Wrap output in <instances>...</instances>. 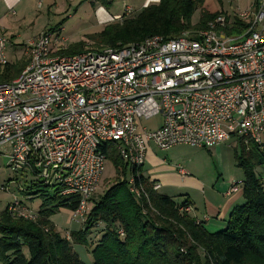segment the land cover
Returning <instances> with one entry per match:
<instances>
[{
	"label": "built area",
	"instance_id": "2783aa9c",
	"mask_svg": "<svg viewBox=\"0 0 264 264\" xmlns=\"http://www.w3.org/2000/svg\"><path fill=\"white\" fill-rule=\"evenodd\" d=\"M235 16L245 24L239 33L227 34L234 24L219 15L191 34L73 55L57 54L52 33L30 40L26 67L0 82V155L14 176L0 190L15 183L23 193L11 195L8 212L36 221V210L23 203L32 199L26 186L39 182L61 196H78L69 213L82 223L108 161L106 144L135 167L144 164L150 143L162 150L211 148L237 136L264 144V0ZM8 44L1 36L0 64L7 62ZM155 116L157 128H146L143 119ZM177 172L189 175L181 165ZM239 184L232 182L226 195ZM129 189L136 197L143 193L132 178Z\"/></svg>",
	"mask_w": 264,
	"mask_h": 264
},
{
	"label": "trees",
	"instance_id": "16d2710c",
	"mask_svg": "<svg viewBox=\"0 0 264 264\" xmlns=\"http://www.w3.org/2000/svg\"><path fill=\"white\" fill-rule=\"evenodd\" d=\"M206 1L159 0L133 17L106 24L87 38L100 45L99 49L151 36L170 39L185 30L203 29L222 13L206 9ZM196 11L198 20L193 24ZM231 23L233 27L225 29L227 34L245 28L236 16ZM85 46L83 41L69 44L57 54L87 51ZM27 64H0V82L15 78ZM237 142L234 158L243 172V202L230 210L223 228L207 231L203 222L191 215L192 210H182L190 206L188 200L178 202L157 192L141 166H127L114 146L106 144L103 151L108 161L123 176L91 202L82 227L69 233L71 240L60 234L50 217L61 209H77L78 196H61L58 191L49 196V187L43 183L29 184L25 194L42 198L36 210L38 219L11 215L6 208L0 212V264H86L74 245L90 248L92 264H264V144L245 143L243 137H237ZM131 178L143 189L140 197L129 189ZM100 228L103 232L98 231L91 242L90 231Z\"/></svg>",
	"mask_w": 264,
	"mask_h": 264
},
{
	"label": "rangeland",
	"instance_id": "374dc122",
	"mask_svg": "<svg viewBox=\"0 0 264 264\" xmlns=\"http://www.w3.org/2000/svg\"><path fill=\"white\" fill-rule=\"evenodd\" d=\"M96 1H100L106 6L108 5V8L111 12L119 11L120 14L125 10V5L128 3L126 0H113L110 4H107L109 0H93V2L89 1L88 7L85 9L82 6H79V4L71 6L67 5L66 7L61 9H53L52 4L48 6L47 3L44 2V0H40L41 3L39 2L38 5H36V2L33 3L32 12H34V14L36 15L38 14V18L32 24L27 23L23 27L14 28V35H16V41L14 42L22 43L11 45L6 48V61L9 63H14L15 65L25 63L27 64L29 61V47L27 45V42L25 41L41 32L52 33V36L54 38L58 37L55 41L54 47H57L59 49L66 47L61 45L63 42V38L66 39L65 43L74 44L83 41L86 44L85 49L96 50L100 45L88 39L87 36L96 32L97 28L81 26V23L78 22L79 17L88 18L89 15L92 14V8L90 10L89 6L95 5L94 2ZM211 1L213 3H211L210 5L216 6L215 2H217V0ZM222 2L224 5H228V0H222ZM77 11L79 14H75V12ZM68 14H70V16H68ZM219 15L225 16L223 12ZM8 17L15 18L14 15H10L9 13ZM18 17L19 16H16V18ZM120 19L121 18L119 17V19L117 20L120 21ZM197 20L198 11H196L191 18L193 24H195ZM61 27L64 28L60 30ZM197 30H200V28L191 29L189 31L191 34L192 32H196ZM1 32L2 30L0 29V36ZM60 39L62 42L60 41ZM160 120V116H155L150 119H143L142 123L148 129H156L158 124L160 123ZM150 145L153 148L155 156L153 157V162L145 161L144 167L146 170H156L157 168L163 166V168L171 172L170 167L176 168L175 166L181 165L188 173L194 176V179H199V191L193 188H190L189 191L187 190L188 194L190 192L189 197L193 199V201L197 205L198 213H202L205 210L204 205L209 198L210 200L217 199L220 202H223V199L220 196V189L218 188V184L226 183L228 185L231 182L243 181V178L240 180H233L239 175L243 177V172L236 165V161L234 158V149H238L237 136H232L225 142L219 143L211 148L195 147L182 144L174 146L168 150H162L156 147L153 143H150ZM217 147L219 148L222 161H220L218 158ZM7 159V157L0 155V184H7L8 180L14 177L13 174L9 173V171L6 169L8 163ZM219 162L221 163V165L218 164ZM166 170H164L162 173H169ZM172 172L175 173V170L172 169ZM172 172L171 175H175ZM122 176V173L115 169L111 162L107 161L105 163L104 172L96 187V190L89 200L87 211H89V209L91 208V202L102 195L108 187H110L116 180L121 179ZM19 183L21 185V188L25 189V187L23 186L24 180H18L17 185H19ZM8 189V192L0 190V212L3 211L6 208L7 204L11 201L12 194H15L19 198H21L23 195L22 191L18 190L15 183L9 184ZM185 189L186 188L173 185L172 187H166L162 189V191L166 195L171 196L173 200L177 201L182 199V197L185 195ZM53 190V188L48 189L47 193L49 194V196L54 195ZM41 203L42 198L35 197L34 199H28L24 201L23 204L28 206V208H31L32 210H38ZM191 210L192 208L190 206V211ZM200 217L206 220L210 219V224H214V222L220 223L218 222V219L215 220L214 216H208V214L206 213L201 214ZM223 217L226 218L228 216L226 215ZM53 220L55 222V228L60 232L62 236L69 235L70 232L80 229L83 224L80 220L76 221L74 220V218L71 219L69 211L65 209L59 210L58 213H56L53 217ZM209 229H211V231L216 230H212V226H209ZM98 231L103 232L101 228L98 230L90 231L89 237L91 238V242H94V240L98 236ZM68 239L71 240L70 237ZM74 250L79 253L81 259L86 264H92V255L90 253L89 247H85L83 245H74Z\"/></svg>",
	"mask_w": 264,
	"mask_h": 264
},
{
	"label": "crops",
	"instance_id": "0c3cea01",
	"mask_svg": "<svg viewBox=\"0 0 264 264\" xmlns=\"http://www.w3.org/2000/svg\"><path fill=\"white\" fill-rule=\"evenodd\" d=\"M89 1L93 2V0H44V2L47 3V5L53 6V9H61L66 7L67 5H75L79 4V6H82L84 9L88 7ZM113 0H109L107 4L112 3ZM125 1V0H124ZM128 3L125 5V10L120 14L119 11H113L111 12L108 8V5L106 6L104 3H101L100 1L94 2L95 5L89 6V9L91 10L92 8V14L89 15L88 18H78V22L81 23V26L89 27V28H97V31H100L106 24L118 21L119 17L122 18H128V17H133L137 15L143 8L150 6V5H156L159 0H126ZM216 1V0H215ZM36 2V5L39 4L40 0H0V29L2 30L1 36L6 37L9 40L8 46L11 45H16L22 42H14L15 36L14 35V28H20L25 26L27 23L32 24L38 17V14H34L32 12V5L33 3ZM255 0H228V5H224L222 0L215 2L216 6H211L210 4L213 3L211 0H207L205 3V8L211 11L214 10H221L227 18L231 19L236 15L237 12L240 10L247 9ZM41 3V2H40ZM12 12V13H11ZM8 13L10 15H14L15 18L8 17ZM75 14H79L78 11L75 12ZM16 16H19L16 18ZM70 16V14H68ZM65 25V24H64ZM64 27H61L60 30H62ZM93 30V29H91ZM94 32V31H93ZM18 35V34H17ZM0 36V37H1ZM19 36V35H18ZM20 37V36H19ZM35 36L27 39L25 42H29L32 40ZM62 38V36H61ZM63 42L61 45L67 46L69 45L68 43H65L66 39H63ZM60 42V43H61ZM218 151V158L220 161H222L221 154L219 152V148L217 147ZM235 150V149H234ZM155 156L153 148L151 145H148L147 151H146V162L150 161L153 162L154 159L153 157ZM144 164L141 166L142 167V174L148 178L150 181H154L158 183L159 189H157V192L161 194L163 193L162 189L166 187H172L173 185H177L185 189V195L182 197V199L177 200L178 202H182L184 200H188V203L190 204L192 208V213L191 215L194 216L197 220L202 221L204 227L206 228L207 231L209 232H215L221 228L224 227L226 218L223 216H228L230 210L237 204H241L243 202V195H242V184L238 185V190L235 192H232L229 195H226V190L228 186L230 187V184L226 183H220L218 184V188L220 189V196L223 199V202H220L217 199L210 200L207 199L204 208L205 210L202 213H198V208L193 199L189 197L190 192L188 194L187 190L189 191L190 188H193L195 190H200L199 186V179H194V176L189 173L188 176L182 177L178 174L177 172V166L170 167V170L172 172V169L175 170V175H171L170 171H167L165 168L160 167L155 169H149L146 170ZM164 163V162H163ZM218 164L221 165L219 162ZM164 170H166L169 173H162ZM161 173V174H159ZM242 176L235 177L233 180H240L242 179ZM232 180V181H233ZM229 189V188H228ZM166 195V194H165ZM169 196V195H168ZM171 197V196H170ZM208 214V216H214L215 220L218 219V222H214V224H210L211 220L210 219H203L201 214ZM55 216L52 215L50 217V220L53 222L55 225V222L53 220V217ZM220 219V221H219ZM224 220V221H223ZM60 222V221H59ZM209 226H212L213 229H216L215 231H211L209 229ZM79 254V253H78ZM80 256V255H79ZM81 258V257H80Z\"/></svg>",
	"mask_w": 264,
	"mask_h": 264
}]
</instances>
